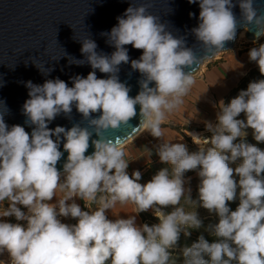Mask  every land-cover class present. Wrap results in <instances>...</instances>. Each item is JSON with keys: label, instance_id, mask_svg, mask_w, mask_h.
Returning <instances> with one entry per match:
<instances>
[{"label": "clouds", "instance_id": "9594fccd", "mask_svg": "<svg viewBox=\"0 0 264 264\" xmlns=\"http://www.w3.org/2000/svg\"><path fill=\"white\" fill-rule=\"evenodd\" d=\"M238 5L245 31H254L257 39L264 36V13L255 0H238ZM199 7L200 22L191 31L202 42L204 57H197L184 39L167 31L147 5L130 3L117 17L118 24L102 33L114 52L98 53L95 41L82 42L85 59L74 62L90 64L93 70L86 78L72 77L71 87L59 78L42 85L26 82L30 98L23 113L26 123L34 125L30 134L20 125L9 128L0 112V254L6 251L10 264H176L172 250L181 233L187 237L190 230L202 227L198 206L218 216V223L207 229L217 239L209 243L200 235L184 246L183 264H264V150L246 140L250 128L254 140L264 143V79L250 82L228 104L219 101L217 123L205 122L211 137L193 136L198 151L190 153L184 143L164 139L162 125L195 83L197 68L188 72L184 68L199 67L236 37L233 0H199ZM127 45L142 50V55L130 60ZM248 55L264 75V44ZM129 62L142 77L134 98L118 76L119 66ZM96 70L107 78H98ZM73 105L87 127L76 123L71 128H49L57 116L69 118ZM136 105L140 131L163 141L156 154L168 165L145 184L139 183L140 171L131 177L126 171L131 159H125L124 145L129 139L105 136L108 130L127 126L137 115ZM97 112L101 114L93 118ZM242 113L246 119H238ZM93 133L97 139H91ZM90 140L94 151L86 155ZM64 152L68 155L61 172L57 164ZM146 152L150 157L151 150ZM188 171H196L200 179L198 200L185 187ZM58 191L64 195L57 197ZM237 198L233 211L229 203ZM77 199L89 211L82 210ZM117 204H132L135 211L120 218L112 214ZM169 206L170 212L163 210ZM109 210L115 219L108 218ZM149 210L159 222L137 224L138 214ZM9 217L26 225L4 219Z\"/></svg>", "mask_w": 264, "mask_h": 264}, {"label": "water", "instance_id": "95a60500", "mask_svg": "<svg viewBox=\"0 0 264 264\" xmlns=\"http://www.w3.org/2000/svg\"><path fill=\"white\" fill-rule=\"evenodd\" d=\"M130 3L134 7L147 5L148 12L158 17L159 22L165 24L167 31L177 38L184 39L185 47L192 48L197 57L205 56L202 42L198 41L191 31L198 27L200 22L199 0L191 4L188 0H0V112L5 113L4 121L9 128L20 125L30 134L34 127L26 123L27 117L23 113V105L30 98L26 82L42 85L46 80L59 78L71 87L72 77L80 75L86 78L93 70L90 64L78 65L74 62L85 59L81 53L82 42L85 40L95 41L98 53L110 55L115 51V48L107 43L108 37L102 33L110 32L118 24L117 17L123 15ZM233 3L236 7L232 11L238 21L235 39L226 42L221 52L204 60L199 67H185V72L193 68L198 71L205 61L214 59L217 54L232 51L237 36L242 31L249 43H258L264 38L261 36L257 39L254 31H245L238 0H233ZM255 6L259 12L264 13V0H255ZM190 13L194 15L190 16ZM125 47L128 48L130 60L138 59L142 55V50H137L131 45ZM119 67V79L130 87L129 95L134 98L140 91L138 82L142 78L141 74L131 69L130 62L122 63ZM96 75L98 78H107V74L99 70H96ZM149 86L154 87V83ZM135 107L137 115L128 121L127 126L115 131L108 130L105 136L113 140L116 137L121 140L129 139L126 142L128 144L142 133L139 127L140 106ZM100 114L93 113L92 117L97 118ZM76 123H80L81 127L88 126L82 114L73 105L69 118L61 114L49 124V128H71ZM97 138L93 133L91 139ZM89 143L86 155L94 151L91 140ZM60 150L63 151V139ZM67 155L68 153L64 152L57 164L61 172Z\"/></svg>", "mask_w": 264, "mask_h": 264}, {"label": "crops", "instance_id": "0c3cea01", "mask_svg": "<svg viewBox=\"0 0 264 264\" xmlns=\"http://www.w3.org/2000/svg\"><path fill=\"white\" fill-rule=\"evenodd\" d=\"M227 53V52H226ZM258 65L249 68L243 72L238 69L229 68L226 64L210 66L204 73H200L199 70L196 73L198 77L195 79V83L192 86L190 92L186 96V99L190 104L191 111V122L194 124L200 123L205 126V122H212L214 113L218 111V103L220 100L225 102L226 96L229 92L234 89L239 81L247 75V73L256 68ZM229 68V70H227ZM179 109V108H178ZM177 109V110H178ZM175 110V111H177ZM173 114V113H172ZM171 120V122H170ZM170 122V123H168ZM177 122V123H176ZM175 118L167 117V122L162 125L165 140H172V143H183L181 142L179 128L181 123H178ZM163 141L160 138L153 137L149 132L143 131L128 144L124 146L125 159H131L129 162V171L132 174L134 171H140L144 174L150 164L155 162H160L158 155L156 154V149L160 143ZM187 146V145H186ZM146 150H151V156H147ZM190 178V179H189ZM197 178V174L185 177L187 183L186 188H190L191 192L193 190V185L191 183ZM194 184V183H193ZM64 194L57 192V197H62ZM57 198H53L52 203L56 202ZM79 203V199L76 200ZM81 202V201H80ZM8 206L5 202L4 207ZM125 212L121 213L120 218H127L129 214H133L135 211V206L132 204L122 205ZM110 219V216L108 215ZM10 222H14V217L4 218ZM137 224L141 225L140 219L137 216ZM2 254H0L1 260Z\"/></svg>", "mask_w": 264, "mask_h": 264}, {"label": "rangeland", "instance_id": "374dc122", "mask_svg": "<svg viewBox=\"0 0 264 264\" xmlns=\"http://www.w3.org/2000/svg\"><path fill=\"white\" fill-rule=\"evenodd\" d=\"M264 44V38H262L260 40V42L258 43H249L246 39L245 36H241L240 34L237 36V39L235 41V48L227 53H220L217 54L214 59L209 60V61H205L201 67L200 73H204L210 66H214V65H221V64H226L230 69L234 68L238 71V69L240 70V72L243 70L246 71L251 67H254L256 64V62L254 61H250L249 59V51L253 48V47H259V45ZM258 67V66H257ZM229 68H227V70H229ZM198 77V75H194V79H196ZM184 103L179 107V109L177 111H174L173 114H169V117L175 118L177 121H179L178 123H181L182 125L179 126V128H177V130L179 131V136L183 137V139L181 140V142H183L185 145H187V149L188 151L191 153L193 151H198L199 150V146L194 142L195 139L197 138H193V136H196L198 138L204 139V138H210V134L211 132L208 131L204 125H201L200 123L194 124L192 123L191 120V115H192V109L190 107V104L187 99L186 96L183 98ZM219 111V109H218ZM217 111V112H218ZM217 112L214 113V117L212 118V124H216L217 120H216V115ZM238 119H246L244 114L242 113ZM171 122V120H170ZM168 122V123H170ZM177 123V122H176ZM248 132V135L246 137V140L249 143L252 144H256L259 148H261L262 150H264V143H258L254 140L253 135H252V130L249 128L246 130ZM194 139V140H193ZM210 146V145H209ZM232 167H235L236 165H230ZM197 179V178H196ZM193 180V182L191 183V185H193V190L191 192V195L194 194V190L195 187L197 185V181ZM237 181L239 179V177H236ZM139 183L142 184V182L139 181ZM194 183V184H193ZM239 194V189H237V197ZM194 200H198V197L196 195V198ZM81 201V202H80ZM236 201L239 203V199L237 198ZM78 203V202H77ZM82 210L85 211H89V209L87 207H85V209L83 208V205L85 206L84 202L82 200H79V203ZM95 205H93V210H95ZM22 208V211H25L26 209ZM187 209V206H186ZM205 208L203 207H197L196 211L198 212L199 218L203 215H205V213L203 212ZM190 210V209H187ZM150 211V210H149ZM148 211V212H149ZM125 212V209L122 205L117 204L115 206L114 209H112V214L117 215L119 214V217L121 215V213ZM111 214V211H108V215L110 216V219H115L116 217H114ZM214 218V217H212Z\"/></svg>", "mask_w": 264, "mask_h": 264}, {"label": "trees", "instance_id": "16d2710c", "mask_svg": "<svg viewBox=\"0 0 264 264\" xmlns=\"http://www.w3.org/2000/svg\"><path fill=\"white\" fill-rule=\"evenodd\" d=\"M261 79H264V75H261L258 67L250 70L247 73V75L239 81L237 86L229 92V94L225 98L224 103L225 104L230 103L231 99L238 96L242 90L247 89L250 82L258 81ZM210 134H212V133H210ZM210 137H211V135H210ZM193 152H195V151H193ZM165 167H168V165L161 163V162H155L153 164H150L148 166L146 172L141 175L140 182H142V184L147 183L148 181H150L152 179V177L155 174L158 173L159 170H161L162 168H165ZM194 174H197V172L196 171H188L185 173V177H188V176H191ZM196 181H197L196 182L197 185L195 187L194 194L191 195V198L193 200L196 198V195L198 197V185L200 183V179H199L198 175H197ZM182 203H183V201H182ZM238 204L239 203L235 200V201L229 203V207L231 208V210L234 211L236 209V207L238 206ZM83 208L85 209L84 205H83ZM163 210L166 212H170L172 210V207L169 206ZM203 212L205 213V215L200 217V219L203 222L202 227L198 230H190L191 235L187 236V237L184 236L183 233H181L176 249L172 250L173 255L176 257V264H183V256H182V251H181L182 248L184 246H191L192 243H194L198 240V237L200 235H203L205 237V239L209 241V243L216 241L217 238L212 236L207 229L209 228L210 225H214V224L218 223V216H216L214 213H209V211L207 209H204ZM138 217L140 219L141 225L146 223L149 226H151V225L159 222L158 218L155 217L152 210H150L149 212L148 211L141 212L138 214ZM212 217H214V218H212ZM204 258L209 259V257H207V256H205Z\"/></svg>", "mask_w": 264, "mask_h": 264}, {"label": "built area", "instance_id": "2783aa9c", "mask_svg": "<svg viewBox=\"0 0 264 264\" xmlns=\"http://www.w3.org/2000/svg\"><path fill=\"white\" fill-rule=\"evenodd\" d=\"M126 171L129 174V176L131 177V173H130L128 168ZM25 212H27V209L25 210ZM61 219L65 223H73V224L76 223V221L74 219H71V218H61ZM13 223H20V224L26 225V221H16L15 220ZM0 261H3L4 264H10V256L6 251L2 254Z\"/></svg>", "mask_w": 264, "mask_h": 264}, {"label": "bare ground", "instance_id": "6f19581e", "mask_svg": "<svg viewBox=\"0 0 264 264\" xmlns=\"http://www.w3.org/2000/svg\"><path fill=\"white\" fill-rule=\"evenodd\" d=\"M240 35L243 36V35H244V31H242V32L240 33Z\"/></svg>", "mask_w": 264, "mask_h": 264}]
</instances>
